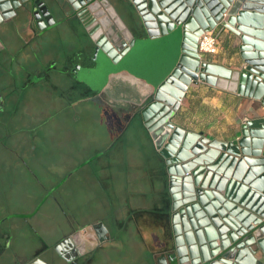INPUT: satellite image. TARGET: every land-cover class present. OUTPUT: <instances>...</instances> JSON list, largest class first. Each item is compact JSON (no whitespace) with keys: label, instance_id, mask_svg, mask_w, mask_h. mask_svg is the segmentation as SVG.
I'll return each mask as SVG.
<instances>
[{"label":"crops","instance_id":"0c3cea01","mask_svg":"<svg viewBox=\"0 0 264 264\" xmlns=\"http://www.w3.org/2000/svg\"><path fill=\"white\" fill-rule=\"evenodd\" d=\"M42 1L52 23L46 17L39 28L31 2L5 20L9 28L0 35V158L27 185L25 201L12 211L1 207L0 194V264L36 256L46 264H91L94 244L65 256L54 246L98 221L106 235L99 247L131 225L155 264L171 253L176 261L169 175L141 110L179 61L181 28L151 37L142 23L126 25L134 45L112 63L67 0ZM213 31L222 48L203 59L238 69L239 39L226 28ZM263 115L262 100L199 81L188 86L171 121L208 140L231 141L243 123Z\"/></svg>","mask_w":264,"mask_h":264},{"label":"water","instance_id":"95a60500","mask_svg":"<svg viewBox=\"0 0 264 264\" xmlns=\"http://www.w3.org/2000/svg\"><path fill=\"white\" fill-rule=\"evenodd\" d=\"M128 1L149 36L165 34L176 27L182 31L176 67L141 110L144 125L169 175L177 264H264V115L243 123L240 137L231 141L208 140L171 121L188 86L199 81L264 103V0ZM31 2V16L37 26L45 27L46 17L52 23L42 0H0V23ZM67 2L94 44L112 63H117L134 45L133 35L110 0ZM217 27L228 29L240 41L243 65L234 71L205 61L196 43L192 52L186 50L189 38L197 42L203 31ZM187 56L195 60L193 71L186 72L189 80H182L176 88L169 87L178 72L184 70ZM162 91L173 99L169 107H164L163 101L167 100L161 97ZM174 177L177 187L173 186ZM80 234L59 241L54 249L61 254L62 242L69 240L79 255L85 243L80 238L73 240ZM172 255L163 264H172ZM26 264L46 263L35 257Z\"/></svg>","mask_w":264,"mask_h":264},{"label":"rangeland","instance_id":"374dc122","mask_svg":"<svg viewBox=\"0 0 264 264\" xmlns=\"http://www.w3.org/2000/svg\"><path fill=\"white\" fill-rule=\"evenodd\" d=\"M110 2L129 28H141V21L137 13L131 8V6L129 7L126 0H110ZM28 5L29 4H26L27 7ZM8 28L9 26L6 21H2L0 23L1 37L3 36L2 34L8 30ZM36 43H33L32 47H36ZM179 43L181 44V41ZM221 46L222 44L220 42L219 51L222 48ZM201 57L203 58V55ZM20 59L21 58L18 56L13 58V67L15 70H17L16 75H20V71L17 66V64L20 62ZM5 159L4 157L0 158V194L2 193V195L6 197H3L1 207H6L5 211L8 212L14 209L10 208L14 202L25 201L24 197L27 185L25 175L20 173L17 168H3V162ZM28 203H31V198L28 200ZM48 223L49 222L46 224ZM101 225L102 223L98 221L93 222L90 225H86V227L91 228L93 226L96 227ZM114 237L115 239L112 241L110 238L109 240L106 239V243L104 245L92 250V254L90 256L92 257L91 264H155L153 253L149 248L144 247L140 243L139 234L136 233L133 226L130 225L128 230H125L124 232L114 231ZM172 264H177V262L173 261Z\"/></svg>","mask_w":264,"mask_h":264},{"label":"flooded vegetation","instance_id":"af4514ba","mask_svg":"<svg viewBox=\"0 0 264 264\" xmlns=\"http://www.w3.org/2000/svg\"><path fill=\"white\" fill-rule=\"evenodd\" d=\"M103 230L104 229H103L102 225L101 226H96V227L93 226L91 228H87L85 226V227H82L81 229H79L78 231H75L72 234L68 235L67 237L70 236V237L73 238V237H76V236H74L75 234L81 233L80 236L77 235L78 239L75 238L73 241H78L79 238H80V239H82L81 240L82 243H89L90 245L94 244V248L93 249H96V248H99V243L101 241V238L106 236L105 232H103ZM67 237H64L63 239H61V241L64 240L65 238H67ZM78 247L80 248V245ZM71 249H73V246H72L71 242L68 240L67 242H62V244H61V246L59 248V251H60L61 254H63L65 256V255H67L66 253H68ZM80 249H83V248H80ZM36 257H38V256H36Z\"/></svg>","mask_w":264,"mask_h":264},{"label":"bare ground","instance_id":"6f19581e","mask_svg":"<svg viewBox=\"0 0 264 264\" xmlns=\"http://www.w3.org/2000/svg\"><path fill=\"white\" fill-rule=\"evenodd\" d=\"M193 36V35H192ZM122 39L124 40V36L122 37ZM197 39H198V37H197ZM196 43V45H197V42H195L193 39H192V37L191 38H189L188 39V42L186 43V50L188 51V52H192V48H194L195 47V44ZM195 66V60L194 59H192L191 57H186L185 58V63H184V65H182V67L184 68V70H181L180 72H178V74H177V76H175L174 77V79L168 84L169 85V87H171V88H176L178 85H180V84H182V80L184 81H188L189 80V78H188V74L186 73L187 71H193V67ZM186 74H185V73ZM181 76V77H180ZM161 97L162 98H164L165 100H167L166 102L165 101H163L164 103H165V105L166 106H164V107H169L170 106V104H171V102H172V97L168 94V92L166 91V92H161ZM156 108V107H155ZM170 147H172V148H175L173 145H171ZM183 175H185V174H183ZM179 178H180V176H178ZM178 178V179H179ZM177 178H175L174 177V182H176V181H178V180H176ZM181 182H182V180H181ZM177 184H178V182H176V183H174V185L173 186H175V187H177ZM177 194V193H176Z\"/></svg>","mask_w":264,"mask_h":264},{"label":"built area","instance_id":"2783aa9c","mask_svg":"<svg viewBox=\"0 0 264 264\" xmlns=\"http://www.w3.org/2000/svg\"><path fill=\"white\" fill-rule=\"evenodd\" d=\"M219 48H220L219 38L213 30L203 31L198 36L197 51L200 56L215 55L219 52Z\"/></svg>","mask_w":264,"mask_h":264}]
</instances>
